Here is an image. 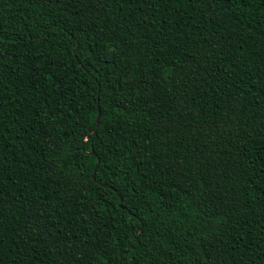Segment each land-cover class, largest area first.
<instances>
[{"label": "trees", "instance_id": "obj_1", "mask_svg": "<svg viewBox=\"0 0 264 264\" xmlns=\"http://www.w3.org/2000/svg\"><path fill=\"white\" fill-rule=\"evenodd\" d=\"M0 264H264V0H0Z\"/></svg>", "mask_w": 264, "mask_h": 264}, {"label": "water", "instance_id": "obj_2", "mask_svg": "<svg viewBox=\"0 0 264 264\" xmlns=\"http://www.w3.org/2000/svg\"><path fill=\"white\" fill-rule=\"evenodd\" d=\"M99 115H100V113L98 112V115H97V118H96V122H97V120L99 119ZM96 122H95V123H96ZM90 153H91L92 155H96L94 151H91ZM94 177H95V170H93V173H92V178H94Z\"/></svg>", "mask_w": 264, "mask_h": 264}]
</instances>
